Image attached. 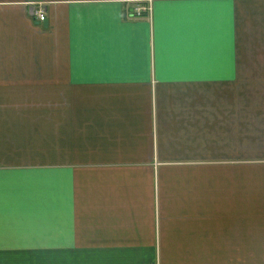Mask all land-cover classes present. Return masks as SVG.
I'll use <instances>...</instances> for the list:
<instances>
[{
	"label": "crops",
	"instance_id": "0c3cea01",
	"mask_svg": "<svg viewBox=\"0 0 264 264\" xmlns=\"http://www.w3.org/2000/svg\"><path fill=\"white\" fill-rule=\"evenodd\" d=\"M38 1L0 0V264H264V160L225 152L264 0Z\"/></svg>",
	"mask_w": 264,
	"mask_h": 264
},
{
	"label": "rangeland",
	"instance_id": "374dc122",
	"mask_svg": "<svg viewBox=\"0 0 264 264\" xmlns=\"http://www.w3.org/2000/svg\"><path fill=\"white\" fill-rule=\"evenodd\" d=\"M31 2L34 4H38L37 6H42L41 4H39L40 2L38 0H31ZM139 5H142V4H139ZM258 56L259 58H264V54H260ZM252 62L254 64V61ZM244 66H246V64H243L240 68H243ZM235 88H237L238 90L237 103L239 104V109H249V108L264 109V84H256L253 86H246V85L239 84V86H234V89ZM232 89L233 87L231 88V90ZM229 91L230 89L226 91H220L217 93H213V94H207V97H206L207 99L205 101V104L207 105L208 108H215V105L217 103L227 102ZM250 93L252 94V96ZM244 118H246V115L244 116ZM243 131H244V135L243 136L241 135L242 138H239L238 140H236V142L233 143L232 148H226L225 150V152H227L226 154H230V153L233 154L234 152L238 154V157H237L238 159H236V161L264 160V156H263L264 155V141L259 140L260 138L264 137L263 131H256L252 129L250 130L247 128H245ZM230 146L232 145H229V143L226 145V147H230ZM201 149H197L193 151H195L194 153H197ZM206 151L212 154L214 157H216L215 156L216 152H219V150L213 147L207 149ZM230 157H231L230 155L227 156L228 160H232ZM233 160L235 161V159ZM245 167L246 166L242 167V169ZM47 264H54V262L52 260H48Z\"/></svg>",
	"mask_w": 264,
	"mask_h": 264
},
{
	"label": "built area",
	"instance_id": "2783aa9c",
	"mask_svg": "<svg viewBox=\"0 0 264 264\" xmlns=\"http://www.w3.org/2000/svg\"><path fill=\"white\" fill-rule=\"evenodd\" d=\"M134 10H135L136 14H138V15H140L142 12L150 11L151 10L150 0H147V4H142V5L137 4L134 7ZM34 14L37 16V19L39 21H44L46 18L45 11L42 8V6H39L38 8H36L34 10Z\"/></svg>",
	"mask_w": 264,
	"mask_h": 264
},
{
	"label": "snow or ice",
	"instance_id": "6c2138e0",
	"mask_svg": "<svg viewBox=\"0 0 264 264\" xmlns=\"http://www.w3.org/2000/svg\"><path fill=\"white\" fill-rule=\"evenodd\" d=\"M0 182H2V176H0Z\"/></svg>",
	"mask_w": 264,
	"mask_h": 264
},
{
	"label": "water",
	"instance_id": "95a60500",
	"mask_svg": "<svg viewBox=\"0 0 264 264\" xmlns=\"http://www.w3.org/2000/svg\"><path fill=\"white\" fill-rule=\"evenodd\" d=\"M44 25H46V23L44 22Z\"/></svg>",
	"mask_w": 264,
	"mask_h": 264
}]
</instances>
